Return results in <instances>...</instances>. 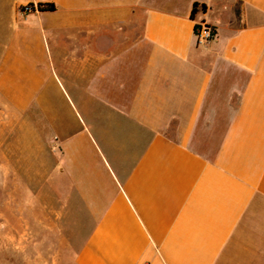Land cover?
Masks as SVG:
<instances>
[{"label":"crops","instance_id":"obj_1","mask_svg":"<svg viewBox=\"0 0 264 264\" xmlns=\"http://www.w3.org/2000/svg\"><path fill=\"white\" fill-rule=\"evenodd\" d=\"M8 87L59 216L91 220L75 264H264V0H0Z\"/></svg>","mask_w":264,"mask_h":264},{"label":"rangeland","instance_id":"obj_2","mask_svg":"<svg viewBox=\"0 0 264 264\" xmlns=\"http://www.w3.org/2000/svg\"><path fill=\"white\" fill-rule=\"evenodd\" d=\"M31 92L0 89V264H75L91 220L50 201L47 123Z\"/></svg>","mask_w":264,"mask_h":264},{"label":"built area","instance_id":"obj_3","mask_svg":"<svg viewBox=\"0 0 264 264\" xmlns=\"http://www.w3.org/2000/svg\"><path fill=\"white\" fill-rule=\"evenodd\" d=\"M34 8L29 5L20 10L22 16L33 13ZM216 37L215 31L203 22L197 23L194 27V38L196 46H205L211 43Z\"/></svg>","mask_w":264,"mask_h":264},{"label":"trees","instance_id":"obj_4","mask_svg":"<svg viewBox=\"0 0 264 264\" xmlns=\"http://www.w3.org/2000/svg\"><path fill=\"white\" fill-rule=\"evenodd\" d=\"M29 6L34 8L33 12H53L55 11V6L53 4H38L37 6L30 4ZM198 12L205 13L206 7L204 5H199L195 3L192 7L190 18L194 20Z\"/></svg>","mask_w":264,"mask_h":264}]
</instances>
